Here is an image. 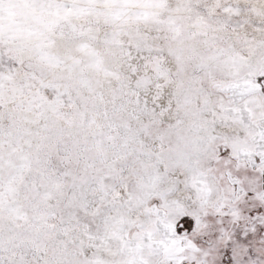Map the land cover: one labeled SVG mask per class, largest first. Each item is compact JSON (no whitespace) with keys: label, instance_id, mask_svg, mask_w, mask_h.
<instances>
[{"label":"snow or ice","instance_id":"obj_1","mask_svg":"<svg viewBox=\"0 0 264 264\" xmlns=\"http://www.w3.org/2000/svg\"><path fill=\"white\" fill-rule=\"evenodd\" d=\"M0 264H264V0H0Z\"/></svg>","mask_w":264,"mask_h":264}]
</instances>
